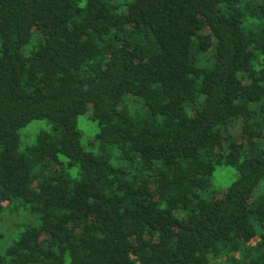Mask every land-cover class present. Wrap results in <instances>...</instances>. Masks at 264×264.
I'll return each instance as SVG.
<instances>
[{"label": "trees", "instance_id": "16d2710c", "mask_svg": "<svg viewBox=\"0 0 264 264\" xmlns=\"http://www.w3.org/2000/svg\"><path fill=\"white\" fill-rule=\"evenodd\" d=\"M2 226L0 264H264V0H0Z\"/></svg>", "mask_w": 264, "mask_h": 264}, {"label": "rangeland", "instance_id": "374dc122", "mask_svg": "<svg viewBox=\"0 0 264 264\" xmlns=\"http://www.w3.org/2000/svg\"><path fill=\"white\" fill-rule=\"evenodd\" d=\"M48 125L44 120H37L30 123L27 127L21 129V146L22 148L33 145L35 142L36 134L41 131L47 129ZM78 127L82 131L84 139H87L96 131V125L90 121L88 116H82L78 119ZM234 179L233 170L225 167L218 166L213 177L212 187L217 188V190L223 191ZM8 220L6 217L4 220ZM1 233L6 235L8 232V228L6 226H2L0 228Z\"/></svg>", "mask_w": 264, "mask_h": 264}]
</instances>
